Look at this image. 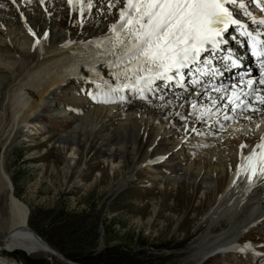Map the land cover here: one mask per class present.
<instances>
[{
	"label": "bare ground",
	"instance_id": "6f19581e",
	"mask_svg": "<svg viewBox=\"0 0 264 264\" xmlns=\"http://www.w3.org/2000/svg\"><path fill=\"white\" fill-rule=\"evenodd\" d=\"M0 4L3 5L0 7V51L2 46L7 47L4 54L9 55H4L5 59L12 58L16 61L14 70L9 69L8 63L2 65L0 63V98L6 93L8 100L4 109L0 110V145L8 134L3 143L5 146L13 131H17L22 125L34 124L38 127L39 124L34 120L45 109L57 104L54 100L56 94L66 96L70 94L66 99L69 107L62 109L61 115L66 117L70 115L74 126L69 132L58 136L60 147L75 146L71 148V156L66 158L65 167L68 173L74 169L82 141L92 144L96 139L102 138L104 142L116 145L120 150L125 151L129 144H133L136 150L135 143L138 138L147 137L152 127L162 123L166 126L157 133L156 146L164 139L171 140L170 136L174 132H169L170 129L179 130L173 136L182 138V144H179L172 153H158L153 159H150L152 151L149 152L139 164L131 166L126 178L119 182L121 185H125L139 168L146 166L156 173L160 163L170 161L172 156L181 160L189 156L187 161L175 163L172 180L177 182L182 177L200 180L206 186L205 191H209L213 184L217 187L219 177L225 175L226 166L231 167L232 174L227 189L225 188V192L219 197V205L207 215V218H212V220L207 219L210 223L209 229L201 236V240L195 246L196 251L192 253L191 260L194 264H203L211 256L225 253L226 250H238L236 242L242 237L244 230L264 225V177L255 176L249 179L251 174L249 172L241 174L240 167L242 153L247 157L254 149L260 151L256 146L261 142L264 133L261 138L260 135L251 136L250 132L253 133L255 129L253 127L249 131L242 130L240 133L237 131L235 136L219 134L218 138L208 144L194 141L196 135L204 137L213 131L223 132L221 128L215 129L214 124H220L222 127L229 122H239L246 126L248 123L264 124V105H260L255 99V93L242 98L247 99L260 111L254 112L249 108L244 111L246 115L242 119L237 115L240 109L229 103L231 95L227 90L215 91L202 87L195 88V94L168 92L163 88V81H157V86L162 89L159 95H163L164 99L149 93L148 100H142L137 95L138 103H134L129 100L130 91L125 89L123 94L127 100L120 101L116 95H112L110 98L115 102L105 103L103 101L109 98L106 96L110 91L109 86L114 88L118 83L124 82L122 79H116L115 73L122 69L113 63L118 52L113 54L114 39H108L114 36L111 25L118 20L116 8L109 12L106 0L104 2L93 0V8L91 11H86L82 17L68 0L34 2L17 0L16 4H13L12 0H0ZM8 5L12 6L16 13H11L12 15L5 13L4 9ZM70 15L78 16L84 26L85 23H92L91 35L77 36L73 27L61 22L63 16L70 17ZM56 21H59L58 25ZM4 23L14 25V29L2 26ZM253 28L257 27L253 26ZM38 39L40 43L36 42ZM107 49L112 54L104 57L107 63L100 65L102 72L97 68L100 57L85 61L91 52L98 50L107 54ZM82 63L88 70H79V65ZM7 86L9 89L6 92ZM254 87L261 90L258 94L264 95V85ZM81 89L85 91V96L81 93ZM94 89L97 93L99 91L98 95L94 93ZM241 91L247 93L249 90L244 86L236 92ZM76 93H80L81 97H75ZM180 93L182 98L177 99L175 94ZM213 99L217 100L215 105L211 102ZM193 103L197 105L195 109L192 107ZM205 106L208 114L201 118ZM67 108L72 110L67 111ZM225 115L230 116L231 119L225 120ZM209 118L216 121L210 122ZM139 129H143V132ZM241 145L247 147L241 148ZM119 156L116 149L109 147L105 161L115 163V158ZM4 163L0 160V192L4 190L13 192L9 200V215L0 221L1 228H5L7 235L10 236L8 246L22 249L28 254L49 250L56 255L57 251L30 226L29 208L15 196L14 185ZM252 183L253 187L247 191ZM223 222L230 227L217 234L211 232L217 224ZM258 262L264 263V257Z\"/></svg>",
	"mask_w": 264,
	"mask_h": 264
},
{
	"label": "rangeland",
	"instance_id": "374dc122",
	"mask_svg": "<svg viewBox=\"0 0 264 264\" xmlns=\"http://www.w3.org/2000/svg\"><path fill=\"white\" fill-rule=\"evenodd\" d=\"M13 10L8 5L4 12L12 15L16 13ZM61 22L73 27L77 36L91 35L92 23H85L84 26L76 15L63 16ZM2 26L12 29L14 25L4 23ZM1 50V65L8 63L9 69L14 70L16 61L4 57L9 55L4 54L7 47L2 46ZM8 89L7 86L6 92ZM75 95L81 97L80 93ZM68 96L70 94H56L54 100L57 104L45 109L34 120L38 127L34 124L22 125L13 131L5 146L3 143L8 134L0 145V160L5 162L15 196L29 208L30 226L58 250V255L46 250L29 254V257L39 261L44 258L45 264H67L63 256L81 264H194L191 256L201 236L209 229L207 219L212 218H207V215L219 205V197L227 189L231 167L226 166L225 175L219 177L217 187L213 184L209 191H205L206 186L200 180L186 177L177 182L172 180L175 163L189 159V156L183 160L172 156L170 161L160 163L156 173L147 170L146 166L139 168L125 185H121L119 182L126 178L131 166L139 164L149 152L152 151L150 159H153L158 153H172L182 144V138L173 136L179 130L170 129L169 132H174L171 140L164 139L156 146L157 133L166 126L162 123L152 127L147 137L138 138L136 150L133 144L127 145L125 151L120 150L102 138L92 144L82 141L74 169L68 173L66 158L71 156V148L75 146L62 148L58 143L60 134L69 132L74 126L70 115H61V110L69 107ZM136 99V96L130 95V101L137 103ZM7 101L5 93L0 98V110L4 109ZM71 110L67 108V111ZM219 125L214 124V128L220 129L222 126ZM259 125L264 127L262 123L250 125L252 129L255 127L254 132H250L251 136L259 135ZM139 130L143 132V129ZM242 130L249 131V126H242ZM222 133L228 134L221 132L220 135ZM217 137L219 134L211 132L194 140L206 141L207 144ZM109 147L117 150V156L120 155L115 158V163L105 161ZM12 193V190L0 192V221L9 215ZM226 224H217L211 232L217 234L228 229L230 226ZM1 227L0 257L1 252L9 247L10 238L5 228ZM255 229L261 231V226ZM7 258L2 257L1 262L15 264L9 256ZM246 263L245 256L228 254L210 257L203 264Z\"/></svg>",
	"mask_w": 264,
	"mask_h": 264
},
{
	"label": "snow or ice",
	"instance_id": "6c2138e0",
	"mask_svg": "<svg viewBox=\"0 0 264 264\" xmlns=\"http://www.w3.org/2000/svg\"><path fill=\"white\" fill-rule=\"evenodd\" d=\"M16 2L17 0H12L13 4ZM68 3L82 17L94 6L93 0H68ZM106 3L109 12L113 8L118 11V20L111 25L114 36L108 39H114L113 54L119 51L113 63L122 70L115 73L116 79L124 82L118 83L114 88L109 86L110 91L106 94L109 98L103 101L105 103L115 102L110 98L112 95H116L120 101L127 100L123 94L125 89L142 100H148L149 93L164 99L163 95H159L162 89L157 86V81L164 82V89L187 90L185 70H188V76L195 77L190 81L191 84H200V78L210 73L212 63L208 57L202 59V55L214 53L222 44L227 43L224 36L230 26L247 37L253 53L264 60V31L259 27L250 30L249 25L236 16V11L240 10L254 24L264 26V16L257 18L247 10L249 3H255L264 12V0H106ZM0 7L3 5L0 4ZM32 34L36 35L35 32ZM36 42L40 43L39 39ZM229 59L233 60V57ZM233 63L238 66V57ZM255 84L264 85V78L258 81L249 79L247 93L233 90L229 103L241 111L249 108L254 112L260 111L242 98L255 93V99L260 105H264V95L258 94L261 90L254 87ZM214 90L221 91L219 88ZM175 95L177 99L182 98V93ZM211 102L215 105L217 100L213 99ZM192 107L195 109L197 105L193 103ZM207 114L205 106L201 118ZM224 119L229 120L231 117L225 115ZM246 147L247 145H241V148ZM256 148L260 151L254 149L240 166L241 174H251L249 179L264 177V137Z\"/></svg>",
	"mask_w": 264,
	"mask_h": 264
},
{
	"label": "trees",
	"instance_id": "16d2710c",
	"mask_svg": "<svg viewBox=\"0 0 264 264\" xmlns=\"http://www.w3.org/2000/svg\"><path fill=\"white\" fill-rule=\"evenodd\" d=\"M27 260V262H29V263H34V261H32V260H30L29 258H26Z\"/></svg>",
	"mask_w": 264,
	"mask_h": 264
}]
</instances>
